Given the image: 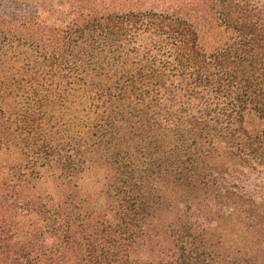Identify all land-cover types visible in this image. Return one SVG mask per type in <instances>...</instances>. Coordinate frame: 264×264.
I'll return each mask as SVG.
<instances>
[{
  "label": "trees",
  "instance_id": "16d2710c",
  "mask_svg": "<svg viewBox=\"0 0 264 264\" xmlns=\"http://www.w3.org/2000/svg\"><path fill=\"white\" fill-rule=\"evenodd\" d=\"M1 150L4 264H264V0H0Z\"/></svg>",
  "mask_w": 264,
  "mask_h": 264
},
{
  "label": "rangeland",
  "instance_id": "374dc122",
  "mask_svg": "<svg viewBox=\"0 0 264 264\" xmlns=\"http://www.w3.org/2000/svg\"><path fill=\"white\" fill-rule=\"evenodd\" d=\"M17 158L18 155L13 150L0 151L1 176L9 170L11 165L17 163ZM79 187L81 193H83L85 198L89 199L91 203L96 204L102 202L101 191L104 188V181L101 171L94 169L84 173L79 182ZM24 190L25 193H35L43 197L51 195L54 199L59 198V194L52 179L46 174H43L41 177L31 179ZM14 221H17L19 224L18 232H16V241H18L21 245L33 242V213L30 215H18V219H15ZM48 242H50V240ZM25 262L27 264H33V255L28 258L26 257ZM0 264H4L1 259Z\"/></svg>",
  "mask_w": 264,
  "mask_h": 264
}]
</instances>
